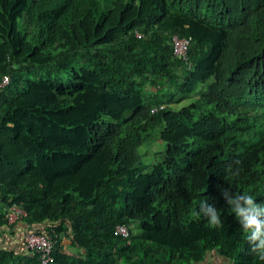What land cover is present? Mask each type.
Wrapping results in <instances>:
<instances>
[{
	"label": "trees",
	"instance_id": "1",
	"mask_svg": "<svg viewBox=\"0 0 264 264\" xmlns=\"http://www.w3.org/2000/svg\"><path fill=\"white\" fill-rule=\"evenodd\" d=\"M173 36L190 41L188 61ZM6 76L0 226L23 208L54 242L51 264H190L213 249L264 264L232 211L243 195L264 209V0H0ZM209 83L152 113L159 95ZM160 126L165 156L140 172ZM30 251L0 250V264H40Z\"/></svg>",
	"mask_w": 264,
	"mask_h": 264
},
{
	"label": "built area",
	"instance_id": "2",
	"mask_svg": "<svg viewBox=\"0 0 264 264\" xmlns=\"http://www.w3.org/2000/svg\"><path fill=\"white\" fill-rule=\"evenodd\" d=\"M173 44L175 49V54L177 56L183 57L184 60L188 61L187 51L190 44L188 39H181L178 36H173ZM9 83V77H4L3 81L0 83V90ZM165 105H160L152 109V113H156L161 109H164ZM27 212L14 205L7 211L6 217L10 223H15L19 220H24L27 217ZM117 233L123 238L128 240L132 236L130 228L126 225H118L116 228ZM24 241L30 250H33L38 256V261L40 264H51L53 262V250L54 242L49 239L45 234L39 233L33 230H26L24 233ZM121 261H117L114 264H121Z\"/></svg>",
	"mask_w": 264,
	"mask_h": 264
},
{
	"label": "crops",
	"instance_id": "3",
	"mask_svg": "<svg viewBox=\"0 0 264 264\" xmlns=\"http://www.w3.org/2000/svg\"><path fill=\"white\" fill-rule=\"evenodd\" d=\"M1 208V206H0ZM1 213V210H0ZM40 230L44 229V225H36ZM36 230V227L30 226L26 220H19L13 224L0 226V250H8L15 252L19 257H26L31 255L24 241V233L26 230ZM138 232L136 229L132 233V237L136 236ZM63 247L66 251L72 254L84 251L71 246V238L63 236ZM190 264H234L229 256L219 253L217 250L207 251L202 260L192 261Z\"/></svg>",
	"mask_w": 264,
	"mask_h": 264
},
{
	"label": "clouds",
	"instance_id": "4",
	"mask_svg": "<svg viewBox=\"0 0 264 264\" xmlns=\"http://www.w3.org/2000/svg\"><path fill=\"white\" fill-rule=\"evenodd\" d=\"M238 199L242 200L245 207L237 205L236 208H232V211H235L237 218L241 219L242 223H245L243 229L246 232L249 233V231L254 228V231H251V235H248L247 239L252 246L251 250L256 253L261 260H264V231H262L264 225L257 220V215H259L261 211H264V209H260L258 205L254 204L251 195H243L242 197H238ZM231 203L230 201V204ZM200 211L204 216L208 218L210 216L209 223L211 225H219L221 223L217 210L214 207H209L206 203H201Z\"/></svg>",
	"mask_w": 264,
	"mask_h": 264
},
{
	"label": "rangeland",
	"instance_id": "5",
	"mask_svg": "<svg viewBox=\"0 0 264 264\" xmlns=\"http://www.w3.org/2000/svg\"><path fill=\"white\" fill-rule=\"evenodd\" d=\"M212 82L213 81H211V83ZM211 83L200 86L196 92L192 94H185L184 97L179 95L174 98H167V97H162L161 95H159V97H157L156 100L152 99V101H150L151 105L153 108L159 105H165L167 109L172 108L171 111L177 110L181 108L188 99L197 98L198 96H200L202 92L207 90V88L209 87ZM132 114L133 113L130 112L126 115V117H129V116L131 117ZM162 129H163L162 126L158 127L154 131L153 137L150 140L146 141L139 148L138 152L144 163V167L142 168V170H140V172L142 171L149 172L152 169V167L156 165L157 163H159V161H161V159L165 156L166 145L165 143L161 141L159 134H158ZM131 229H132V232L134 233L133 226H131Z\"/></svg>",
	"mask_w": 264,
	"mask_h": 264
}]
</instances>
